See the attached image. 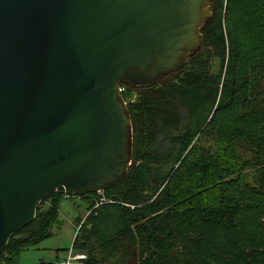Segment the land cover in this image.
I'll return each instance as SVG.
<instances>
[{"label": "trees", "instance_id": "trees-1", "mask_svg": "<svg viewBox=\"0 0 264 264\" xmlns=\"http://www.w3.org/2000/svg\"><path fill=\"white\" fill-rule=\"evenodd\" d=\"M213 4L184 69L122 94L125 176L99 193L46 196L0 264L49 239L72 197L86 205L73 240L83 264H264V0Z\"/></svg>", "mask_w": 264, "mask_h": 264}, {"label": "water", "instance_id": "water-1", "mask_svg": "<svg viewBox=\"0 0 264 264\" xmlns=\"http://www.w3.org/2000/svg\"><path fill=\"white\" fill-rule=\"evenodd\" d=\"M214 15L213 0H0V256L46 196L125 176L120 85L184 69Z\"/></svg>", "mask_w": 264, "mask_h": 264}, {"label": "rangeland", "instance_id": "rangeland-1", "mask_svg": "<svg viewBox=\"0 0 264 264\" xmlns=\"http://www.w3.org/2000/svg\"><path fill=\"white\" fill-rule=\"evenodd\" d=\"M85 213L86 205L80 198H62L59 217L51 226L52 236L43 241L38 248L31 249L29 252L44 256V262L46 263L55 264L56 262L54 260L55 257L51 259L48 254L57 255L61 259L64 258L65 250L72 246L74 239L75 219L77 217H84Z\"/></svg>", "mask_w": 264, "mask_h": 264}, {"label": "built area", "instance_id": "built-area-1", "mask_svg": "<svg viewBox=\"0 0 264 264\" xmlns=\"http://www.w3.org/2000/svg\"><path fill=\"white\" fill-rule=\"evenodd\" d=\"M126 88H127L126 85H120L119 91L121 95L124 92H126ZM79 227L76 228V232L78 231ZM85 260H86V254L83 252L75 251L73 248V242H72V246L65 251L64 258L57 260L55 264H83Z\"/></svg>", "mask_w": 264, "mask_h": 264}, {"label": "crops", "instance_id": "crops-1", "mask_svg": "<svg viewBox=\"0 0 264 264\" xmlns=\"http://www.w3.org/2000/svg\"><path fill=\"white\" fill-rule=\"evenodd\" d=\"M44 253H47V252H44ZM37 253H31L29 252H26V251H23L20 253L19 257H18V261H17V264H39L40 262H44L45 261V257L42 256V255H36ZM48 256L52 259L53 257L55 261L57 260H60V258H58L57 255H51V254H48ZM46 263V262H44ZM50 263V262H49ZM52 264V263H50ZM54 264V263H53Z\"/></svg>", "mask_w": 264, "mask_h": 264}]
</instances>
